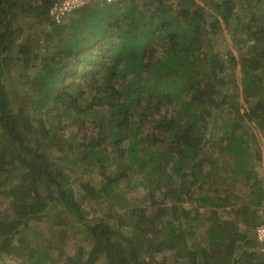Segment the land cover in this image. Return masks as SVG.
Here are the masks:
<instances>
[{
	"label": "trees",
	"instance_id": "trees-1",
	"mask_svg": "<svg viewBox=\"0 0 264 264\" xmlns=\"http://www.w3.org/2000/svg\"><path fill=\"white\" fill-rule=\"evenodd\" d=\"M55 1L0 0V264H264V0Z\"/></svg>",
	"mask_w": 264,
	"mask_h": 264
},
{
	"label": "rangeland",
	"instance_id": "rangeland-1",
	"mask_svg": "<svg viewBox=\"0 0 264 264\" xmlns=\"http://www.w3.org/2000/svg\"><path fill=\"white\" fill-rule=\"evenodd\" d=\"M35 30L36 29H34V31ZM235 53L237 54L236 50H235ZM239 103L244 106V104H243L244 102L242 100V97L240 98ZM242 112H244V109H242ZM88 123L89 122H87V121L85 122V120H83V121L79 122V126L82 124H85L86 126L83 125V128L87 129L90 132L91 128H90V124H88ZM69 132L70 133L72 132L73 133L72 135L76 134L77 126H75L73 128H69ZM259 146H260V149L262 151L263 161L259 165L258 169H259L260 173L262 174V176L264 177V140H261L259 142ZM75 180H76V177L73 176V179H72L73 186H75L77 188V190H79L80 184L78 182H76ZM128 198H130L133 203L135 202V204H140V202L143 204L144 202H147V200H148V192H147L145 187L139 186L135 191H132L129 193ZM10 213H11V210L9 207V202L5 199H0V217L3 218ZM101 215H103V210L101 208L97 209V210L95 209V211L92 212V214L90 215V218L100 217ZM52 217H54V215H52ZM68 222L69 221L67 220V218L64 215H62L60 220L56 219L55 222L52 223L51 225L45 226L44 224H40L38 226H35L38 228L45 227L44 231H45L46 237L52 239L51 244L53 246V249L51 252H52L53 258L56 261V264H67V259H69V257H71L75 254V250L73 249L75 243H79L81 246H85L86 249L89 250V247H87L86 244L83 245V243H82L83 238L80 234L72 235L71 227L67 226ZM70 223H72V222H70ZM51 228L53 231H51ZM64 229H65L64 234L69 235V239L66 240V245H63L59 240H56V242H54V239L51 236L55 232H57V237H58L59 231L64 230ZM58 248H62L63 251H66L68 249L67 253L64 254V257L61 261L57 259V257L59 256L58 255V253H59ZM4 262L6 264H10L12 262V260L8 257H5ZM99 264H104V262L102 261Z\"/></svg>",
	"mask_w": 264,
	"mask_h": 264
},
{
	"label": "built area",
	"instance_id": "built-area-1",
	"mask_svg": "<svg viewBox=\"0 0 264 264\" xmlns=\"http://www.w3.org/2000/svg\"><path fill=\"white\" fill-rule=\"evenodd\" d=\"M118 0H56L50 9L51 19L56 24H62L74 11L92 3L113 4ZM256 237L261 244V252L264 254V224L256 229Z\"/></svg>",
	"mask_w": 264,
	"mask_h": 264
}]
</instances>
